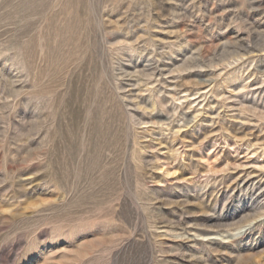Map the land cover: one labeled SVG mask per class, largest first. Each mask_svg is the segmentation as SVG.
Returning <instances> with one entry per match:
<instances>
[{"label":"rangeland","instance_id":"obj_1","mask_svg":"<svg viewBox=\"0 0 264 264\" xmlns=\"http://www.w3.org/2000/svg\"><path fill=\"white\" fill-rule=\"evenodd\" d=\"M0 264H264V0H0Z\"/></svg>","mask_w":264,"mask_h":264},{"label":"bare ground","instance_id":"obj_2","mask_svg":"<svg viewBox=\"0 0 264 264\" xmlns=\"http://www.w3.org/2000/svg\"><path fill=\"white\" fill-rule=\"evenodd\" d=\"M253 49V48H252ZM251 50V49H250ZM127 69V68H126ZM147 73V72H146Z\"/></svg>","mask_w":264,"mask_h":264}]
</instances>
